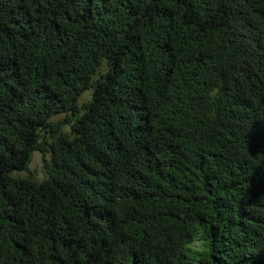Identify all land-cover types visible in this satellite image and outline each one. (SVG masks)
I'll return each instance as SVG.
<instances>
[{"label": "trees", "instance_id": "obj_1", "mask_svg": "<svg viewBox=\"0 0 264 264\" xmlns=\"http://www.w3.org/2000/svg\"><path fill=\"white\" fill-rule=\"evenodd\" d=\"M0 264H264V0H0Z\"/></svg>", "mask_w": 264, "mask_h": 264}, {"label": "rangeland", "instance_id": "obj_2", "mask_svg": "<svg viewBox=\"0 0 264 264\" xmlns=\"http://www.w3.org/2000/svg\"><path fill=\"white\" fill-rule=\"evenodd\" d=\"M91 94V90L85 91L81 97L79 98V104L81 105L84 101H86ZM62 115H57L54 119L61 117ZM15 176H23L30 177L36 181H40L45 178V172L42 168V160L41 153L38 151H34L31 154V159L28 164V169L26 171H17L13 173Z\"/></svg>", "mask_w": 264, "mask_h": 264}]
</instances>
